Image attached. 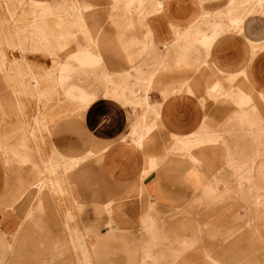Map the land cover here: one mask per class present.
<instances>
[{
  "label": "rangeland",
  "instance_id": "rangeland-1",
  "mask_svg": "<svg viewBox=\"0 0 264 264\" xmlns=\"http://www.w3.org/2000/svg\"><path fill=\"white\" fill-rule=\"evenodd\" d=\"M51 2L61 4L56 8L42 11L28 6L23 0H0V78L4 85L1 84L0 88L3 90L5 87L7 91L6 95H0V158L5 169L9 171L12 169L13 173L16 170L20 175L21 171L30 175L27 180L19 178L21 186L18 187L16 195L15 191L11 193L10 201L6 204L8 208H13L16 203H23L20 208L23 218L11 231L0 228L6 247V253L3 252L5 256L0 259L1 264H95V261H98V264H264V177L239 178L236 176L239 173L235 172L238 171L235 166L245 159L248 164L254 160L253 164L256 165L255 168H249L252 172L248 174L264 175V145L240 148L233 143L234 140L224 139V135L242 137L244 130L239 123L242 125V122L246 121L254 126L255 122H260L255 109L243 113V116L236 111L229 119L228 127L223 134L205 123L203 130L192 138L186 141L172 139L169 143L173 146L176 142L179 145L181 142L183 145L180 148L168 145L162 156L146 157L144 170L158 168L160 164L172 167L181 164L186 168L189 166L187 160L191 152L199 145L225 143L226 170L229 172L226 180L214 178L204 183L203 191L208 192L204 195L212 197L203 200L206 202L204 206L208 208L193 211L187 208L181 211L184 214L170 211L166 215H161V220L165 217L181 218L178 223L180 225L176 227L172 225L166 230L156 225V217L153 215L150 217L152 225L145 226L144 224L149 221L141 219L142 228L148 235L144 234L140 226L135 230L119 231L111 229L113 224L105 223L107 213L102 205L112 199V205L117 206L119 202H125L129 195L98 193V188L101 191L102 189L109 191L111 184L100 171L98 163L93 158L87 159L96 154L95 150L87 151L79 158L65 156L58 153L51 143L52 137L60 151L68 155L78 154L91 147L95 135H98V98H94V103L83 109L81 116V113L72 106L71 100L62 96L55 82V74L57 76L62 70L61 64L65 60L80 52L95 58L98 56L76 48L82 35L77 29H69L81 26L77 22L81 16L73 6H78L76 1ZM252 4L253 2L230 0L226 7L216 10L213 14L206 12L200 15L198 21L185 26L189 28L198 24L201 26V22L206 25L212 23L210 24L212 33L216 34L228 29L226 26L228 17L244 15ZM87 12L98 15V2ZM90 17L86 15L85 19L88 20ZM39 25L48 27L49 30L45 36L38 39L35 28ZM67 29L69 30L64 36L63 32ZM210 36L211 33L206 39ZM135 61L141 70L150 67L149 63L144 62L150 61L146 56H138ZM129 66H107L106 71L109 74L111 70ZM181 68L189 67H177ZM151 69V81L148 82V78L147 81L133 83L131 89L141 92L140 94L145 95L149 92L152 95L162 86V96L167 94L170 90L166 87L168 85L174 87L175 83H159L153 79L160 71L169 72L176 67L165 70L159 63H155ZM133 80L132 75L129 81ZM178 85L182 88L191 86L189 82ZM230 85L232 96H241L248 108L255 106L249 90L238 84L234 85L233 82H230ZM208 94L214 97L210 88ZM101 95L102 90L99 88L98 96ZM261 98L264 101V97ZM224 100H230L238 106L237 96L236 100L230 97ZM70 119H73L74 123L65 126L62 121ZM154 123L152 121L153 127H156ZM247 133L254 134V131L247 130ZM143 137L136 140L137 146L143 147L142 141L143 144L146 141ZM62 138L66 141L64 146L59 145L61 141L58 142ZM244 150L247 151L246 154ZM229 162H232V165H229ZM195 164L199 165L200 162L196 161ZM87 167L88 178L85 181ZM217 185L219 188L224 186L225 193L212 194L211 192L217 190ZM77 187L82 189V193L76 195ZM62 202L66 203L63 211L59 208ZM49 203L54 204L55 212V219H51L53 220L51 224L48 223L47 216ZM193 206H197L196 203ZM113 210V218L115 214L117 217L118 212H125ZM49 214L52 215V212ZM96 214L98 231L104 228L108 230L102 234L97 231L96 234L90 235L88 229L92 227L88 225L84 229V223H94ZM79 216L84 217L81 228L73 224L78 221ZM242 231L247 234V249L239 257ZM123 232L133 233L131 235L136 237L133 247L125 243ZM6 233L11 236L7 237ZM143 234L146 240H142ZM90 236H95L96 241L88 242L86 237L91 238ZM112 236L121 241L120 248L128 253L126 257H111L112 253L121 254L123 251L118 249V242L113 241L114 247L108 248L105 252L109 260L107 261L102 256L101 248L105 249ZM259 251H262V258L257 256ZM194 252L198 256L190 257V253ZM96 254L98 259L95 258ZM224 255L227 258L221 257Z\"/></svg>",
  "mask_w": 264,
  "mask_h": 264
},
{
  "label": "crops",
  "instance_id": "crops-1",
  "mask_svg": "<svg viewBox=\"0 0 264 264\" xmlns=\"http://www.w3.org/2000/svg\"><path fill=\"white\" fill-rule=\"evenodd\" d=\"M51 1L53 0H23L28 6L42 11L56 8L61 4V2L54 4ZM74 1L78 4L73 6L81 16L77 21L81 26L69 29H77L82 35L76 48L84 49L85 52L96 55L98 58L81 52L77 53L61 64L62 70L57 75L59 78L55 74V82L62 96L71 100L72 106L81 113V116L83 109L94 103V98H98V135H95L91 147L78 154L68 155L60 151L55 144V139L51 137L52 146L62 155L78 158L87 151L95 150L96 154L87 159L93 158L98 163L100 171L111 184L109 191H103L102 188L101 191L98 188V193L129 195L125 202H119L117 206L112 205V199L102 205L107 213L105 223L113 224V227L110 226L112 230H135L139 226L143 230L141 219L149 221L144 224L145 226L152 225L153 222L150 221L152 215L156 217V225L163 230L172 225L176 227L180 225L178 224L181 221L180 217L169 219L165 217L162 221L160 216L170 211L184 214L181 211L187 208L192 211L208 208L204 206L206 202L203 200L212 197L204 195L208 193L203 191L204 183L214 178L226 180L225 177L229 172L226 170L225 162L226 144L213 142L199 145L191 152L187 160L189 166L186 168H183L181 164L174 167L160 164L158 168L144 170L146 157L162 156L172 139L186 141L200 133L205 123L223 134L228 127L229 119L236 111L243 116V113L246 114L253 109L258 114L260 122H255L254 126L246 121L242 122V125L239 123L244 130L242 137L224 135V139L234 140L233 143L240 148H247L248 145L256 147L264 145V101L261 98V96L264 97V0L263 7L246 15L238 27L216 34L212 33L210 25L212 23L206 25L201 22V26L198 24L189 28L185 25L198 21L200 15L206 12L213 14L216 10L226 7L230 0ZM254 1L239 0L244 3ZM96 2H98V15L88 13L87 11H90ZM86 15L91 17L86 20ZM69 29L63 32L64 36ZM48 30V27L39 25L35 28V34L39 39L45 36ZM209 33L211 36L206 39ZM138 56L149 58L150 61H144L146 64L149 63V69H139V65L135 64ZM155 63H159L165 70L173 69V67L176 69L169 72L160 71L153 81L172 82L177 85L174 84V87L168 85L166 89L170 91L163 96L162 86L152 95L149 92L145 95L140 94L141 92L131 89L133 83L144 82L148 78V82L151 81V66ZM127 65L130 66L111 70L107 74V66ZM178 66L189 68L177 69ZM132 75L134 80L129 81ZM182 82H189L191 86L182 88L178 85ZM230 82L249 90L255 106L248 108L241 96H232ZM58 83L61 85L59 86ZM99 88L102 90L101 96H98ZM208 88L212 89L214 97L208 94ZM6 93L5 87L3 90L0 88L1 96ZM236 96L239 101L236 100ZM228 97L234 98L238 106L230 100H224ZM124 100L129 102L124 103ZM152 121L155 122L156 127H153ZM62 122L65 126L74 123L73 119ZM247 130L248 132L253 130L254 134L247 133ZM141 136L146 138L144 144L142 141L143 147L136 145V140H139ZM60 141L59 145L64 146L66 141L63 138L58 140ZM67 141V143L70 142L68 139ZM184 144L186 145V142ZM182 145L181 142L180 145L176 142L170 147L180 148ZM244 153L246 154L247 151L244 150ZM196 161L200 164L196 165ZM253 163H255L254 160H251L249 164L245 159L239 161V164L235 166L238 168L235 172L239 173L236 176L239 178L264 177L262 174H248L252 172L250 169L256 167ZM229 165H232V162H229ZM87 172L88 167L85 172V181L88 178ZM19 178L27 180L30 175L22 171L20 175V172L17 173L16 170L13 173L12 169L10 171L5 169L0 158V228L2 230H13L23 218L20 212L23 203L18 202L13 208L6 206L10 201L11 193L15 191L16 195L18 187L21 186ZM219 187L217 185V190L211 193H225L224 186ZM81 190L77 187L75 194L82 193ZM194 203L197 206L194 207ZM49 204L47 216L48 223L51 224V221L53 223L55 219V212L54 204ZM65 205L66 203L62 202L59 208L63 211ZM113 209L125 212H118L117 217L115 214L113 218ZM50 211L52 215L49 214ZM83 218L79 216L78 221L73 224L80 227ZM62 219L63 216L61 221ZM70 224L72 225L71 222ZM84 224V229L88 225L92 227L88 229L90 235L96 234L98 214L95 216L94 223L85 222ZM107 230L104 228L98 232L102 234ZM123 234H125L123 236L125 243L133 247L134 239H136L132 236L133 233L131 235L129 232H123ZM144 234L147 233L144 232ZM145 235L142 240H146ZM242 235L239 242V257L247 249V234L242 231L240 236ZM6 236L11 234L6 233ZM3 239L0 234V259L6 253ZM86 240L96 241V238L95 236L86 237ZM113 241H117L118 249L123 250L119 244L121 241L115 236L110 237L105 249L101 248L105 260H107L105 252L108 248L114 247ZM127 253L128 251L123 250L121 254L112 253L110 256L126 257ZM197 256L195 252L190 253V257ZM257 256L262 258V251H259ZM221 257L227 258L225 255ZM95 258L98 259V254ZM95 264H98V261H95Z\"/></svg>",
  "mask_w": 264,
  "mask_h": 264
},
{
  "label": "bare ground",
  "instance_id": "bare-ground-1",
  "mask_svg": "<svg viewBox=\"0 0 264 264\" xmlns=\"http://www.w3.org/2000/svg\"><path fill=\"white\" fill-rule=\"evenodd\" d=\"M262 1L263 0H255L253 2L252 6L250 7V9L247 10L246 13L244 15H242V16L233 15V16L228 17V19L226 21L227 28L228 29H234V28L238 27L239 24L244 21V18H245L246 15L252 14L256 10L260 9V7L262 6Z\"/></svg>",
  "mask_w": 264,
  "mask_h": 264
}]
</instances>
